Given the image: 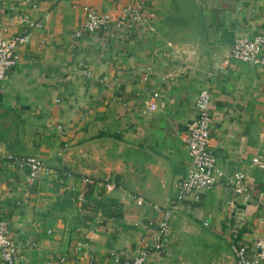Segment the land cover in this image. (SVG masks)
Segmentation results:
<instances>
[{"label":"crops","instance_id":"obj_1","mask_svg":"<svg viewBox=\"0 0 264 264\" xmlns=\"http://www.w3.org/2000/svg\"><path fill=\"white\" fill-rule=\"evenodd\" d=\"M138 1L144 29L96 32L67 47L83 6L114 16ZM22 15L40 26L0 82V218L19 264H121L156 232L160 212L150 204L170 218L163 250L145 264H234L233 240L250 255L263 230L264 170L252 158L264 164V65H217L235 36L264 31V0H0V35L20 32ZM201 88L210 94L208 145L220 175L198 199L177 201L189 166L180 135L195 120ZM7 153L38 157L58 174L25 184ZM62 171L72 173L68 183L88 177L115 187L89 186L77 211L71 190L56 184ZM236 171L246 201L228 184Z\"/></svg>","mask_w":264,"mask_h":264},{"label":"built area","instance_id":"obj_2","mask_svg":"<svg viewBox=\"0 0 264 264\" xmlns=\"http://www.w3.org/2000/svg\"><path fill=\"white\" fill-rule=\"evenodd\" d=\"M143 8V4L139 1L125 4L117 9L114 16H110L107 13L96 10L92 6H83L82 21L68 34L67 47L73 49L77 39L96 32L105 33L111 29L131 32L144 29L147 19ZM20 21L24 23L20 32L11 36L0 35V82L7 78L10 70L17 64L18 46L24 45L29 41L32 28L40 26L38 21L29 20L25 15L21 16ZM263 46L264 31L251 36L237 35L232 39L226 56L221 59L217 67L219 69L225 67L230 60H238L249 65H264V58L260 56ZM172 53L176 54L177 52L173 51ZM74 70L84 80H88L91 77L89 69L81 61L76 62ZM209 103V90L207 88L199 89L194 100L195 120L189 130L180 135V140L189 157V166L179 182L176 195L177 201L187 198L198 199L199 190L211 188L220 175L215 157L208 145L211 119ZM154 107V102H149L147 110H152ZM4 160L8 165L16 166L22 171V178L25 184H32L43 177L58 174L57 171L47 167L40 158L35 156L7 153L4 156ZM252 163L264 170V164L259 163L256 158H252ZM71 179H73V175L70 171H62L56 177V184L58 188L66 185L71 190L77 211L82 209L88 186H101L105 192H110L115 187L114 182L108 179L96 181L88 177H80L76 184L68 183V180ZM242 179L243 175L241 172L236 171L229 176L227 181L233 192L241 194L242 200L246 201L250 193L243 185ZM135 202L141 205L144 201L140 197H136ZM150 206L160 212L156 232L147 238H140L139 241L143 242L144 248L133 256L124 259L121 264H145L149 254L159 255L163 250L165 246L163 236L169 230L170 211L167 208L159 209L154 204H150ZM257 220L263 224V230L261 235L254 241L253 251L250 255H247L246 248L241 243L233 240L229 244V249L234 256V264H264V201L261 203V210ZM22 256V253L13 246L9 238L8 220L0 218V264H19ZM63 260V257L59 258L60 262Z\"/></svg>","mask_w":264,"mask_h":264},{"label":"water","instance_id":"obj_3","mask_svg":"<svg viewBox=\"0 0 264 264\" xmlns=\"http://www.w3.org/2000/svg\"><path fill=\"white\" fill-rule=\"evenodd\" d=\"M226 251H227V254H228V256H230V258L233 260V262H234V256H233V254H232V252L230 251V249H226Z\"/></svg>","mask_w":264,"mask_h":264},{"label":"trees","instance_id":"obj_4","mask_svg":"<svg viewBox=\"0 0 264 264\" xmlns=\"http://www.w3.org/2000/svg\"><path fill=\"white\" fill-rule=\"evenodd\" d=\"M88 187H89V186H88ZM88 187H87V188H88ZM88 189H89V188H88ZM87 192H88V191H86V193H87ZM86 193H85V195H86ZM84 205H86V200H85V202H84V204H83V206H82V209H85V208H84ZM85 207H86V206H85Z\"/></svg>","mask_w":264,"mask_h":264}]
</instances>
